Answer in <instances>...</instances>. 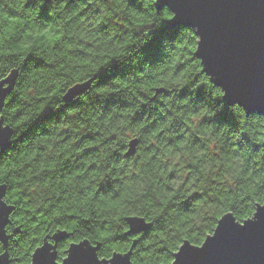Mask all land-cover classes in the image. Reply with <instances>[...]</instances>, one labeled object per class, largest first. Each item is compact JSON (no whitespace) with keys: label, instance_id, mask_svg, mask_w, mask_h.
I'll use <instances>...</instances> for the list:
<instances>
[{"label":"clouds","instance_id":"obj_1","mask_svg":"<svg viewBox=\"0 0 264 264\" xmlns=\"http://www.w3.org/2000/svg\"><path fill=\"white\" fill-rule=\"evenodd\" d=\"M175 17L164 0H0V264L74 248L178 264L225 218L256 222L264 111L228 103Z\"/></svg>","mask_w":264,"mask_h":264},{"label":"water","instance_id":"obj_2","mask_svg":"<svg viewBox=\"0 0 264 264\" xmlns=\"http://www.w3.org/2000/svg\"><path fill=\"white\" fill-rule=\"evenodd\" d=\"M164 2L176 12L169 27L199 29L203 43L198 54L204 58L206 71L227 91L228 103L239 101L250 110L264 111V0ZM7 135L0 132V147L8 146ZM0 188L6 193V185ZM4 218L0 210V223ZM90 257L83 248H74L72 264H91ZM177 259L178 264H264V209L256 222H247L243 228L225 218L203 249L185 246Z\"/></svg>","mask_w":264,"mask_h":264},{"label":"trees","instance_id":"obj_3","mask_svg":"<svg viewBox=\"0 0 264 264\" xmlns=\"http://www.w3.org/2000/svg\"><path fill=\"white\" fill-rule=\"evenodd\" d=\"M133 2H134V0H133ZM66 7H75V5H66ZM49 16L51 15V13H49L48 14ZM167 15L168 14H166V17H167ZM140 26H143V25H140ZM167 27V30L168 31H171V30H174L176 27H173V28H171V27H169L168 25L166 26ZM186 27H190V26H186ZM102 31H103V29H102ZM99 55H104V53L103 52H100V53H98ZM227 116H228V114L227 113H224V118H227ZM6 162V161H5ZM6 187H7V190H6V193H5V195L7 196L8 195V191H9V188H10V186L9 185H6ZM13 199L15 200L16 198L15 197H13ZM16 202H18V201H16ZM228 211L230 212L231 211V209H228ZM11 215V214H10ZM69 215H71V213H69ZM220 218V216H217V220ZM247 218V216L245 215V216H241V217H238V219H240V220H243V219H246ZM33 222H35V218H34V220H33ZM216 225H213V227H215ZM83 231H87V226L85 225L84 227H83V229H82ZM83 239H91V236H83V237H81V240H83ZM72 242H75V241H71V243ZM97 242H99V241H97ZM174 254V253H173Z\"/></svg>","mask_w":264,"mask_h":264}]
</instances>
